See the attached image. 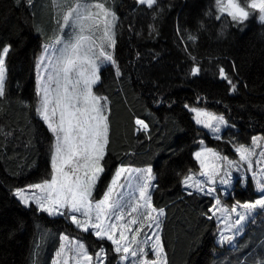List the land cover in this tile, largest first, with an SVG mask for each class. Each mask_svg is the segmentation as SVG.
<instances>
[{"label": "trees", "instance_id": "1", "mask_svg": "<svg viewBox=\"0 0 264 264\" xmlns=\"http://www.w3.org/2000/svg\"><path fill=\"white\" fill-rule=\"evenodd\" d=\"M98 1L101 0H88ZM70 2V0L68 1ZM54 0H0V49L6 58L0 97V264H53L62 237L81 241L105 264H119L111 242L79 229L69 218L26 206L14 192L51 179L55 138L38 115V59L59 32ZM216 0H106L116 15L115 64L94 87L106 97L109 143L94 199L106 193L120 166L152 167V206L163 209L161 237L167 264H264V209L257 208L237 243L218 240L215 193L192 191L184 180L199 171L204 140L234 158L235 148L264 136V23L217 18ZM193 37L194 39H190ZM200 72L193 74L194 68ZM223 68L236 90L221 78ZM187 105L222 115L220 138L197 126ZM147 130H140L136 120ZM254 184L233 186L226 204L254 202Z\"/></svg>", "mask_w": 264, "mask_h": 264}, {"label": "snow or ice", "instance_id": "2", "mask_svg": "<svg viewBox=\"0 0 264 264\" xmlns=\"http://www.w3.org/2000/svg\"><path fill=\"white\" fill-rule=\"evenodd\" d=\"M25 2L31 5L33 0H25ZM67 2L68 0H59V3ZM105 2L106 0H101V2L89 5L81 3L80 0H75V6L73 7L69 3L68 9L63 15L62 27L78 29V34L75 36L74 42H70L71 38L66 42L62 36L55 38L53 44L61 45L63 43V47L59 50L58 56L48 60V66L52 72L48 75L47 80L41 77V87L37 93L40 96V101L36 111L46 122L55 138L54 153L51 158V179L29 186V189L38 190L40 195L34 191L29 194V189H18L15 195L25 205H28L30 200H34L39 210L49 215H66V212L62 210L72 213L69 217L72 223L85 232L92 229L97 237L111 241L115 245V252L121 253L123 260H128L131 256L133 258L140 257L134 264H167L166 254L159 236L151 246L155 258H149V253L143 247L132 248V244L136 241L134 237L130 239L128 233L132 231V225L139 224L140 226L136 229V235H139L145 226L141 220L132 217L127 223H120L125 219L126 214L131 216L132 213L138 212L141 208L145 209L142 213L144 220L156 221L159 216L163 215V209L158 210L152 206L149 190L153 186L152 181L155 180V176L152 174L151 168L144 170L142 182L138 186L139 198L133 202L129 212H125L126 205L119 198L120 194L116 193L117 183L121 175L130 172L129 169L119 168L102 199L97 201L92 199L96 183L105 170L102 161H104L109 143V122L105 106L107 98L95 95L93 92V85L100 79L97 59L103 58V60L115 64L112 54L104 49L105 42L108 43L109 47L115 46L112 23L108 17L111 15L112 20L116 18L115 14L106 8ZM156 2L157 0H138L139 4L146 5L148 8H152ZM216 2L219 12L226 13L233 21L243 23L250 15H254L261 23H264V0H216ZM93 8L96 11H92ZM86 21L91 23L86 25ZM101 24H103V33L99 38L101 43L97 56L95 51L96 40L91 35H84V32H91L93 28H99ZM189 38L194 39L193 37ZM50 47L53 45L45 46L46 53ZM9 51L10 46L0 49V97L5 96L8 71L6 58ZM44 62V58H41L40 63L44 64ZM199 72V67L194 68L193 74ZM219 72L221 78L231 86V90L235 91L236 86L224 69L221 68ZM191 111L196 114L197 123L212 128L215 132H219L220 128L219 126L213 127L212 121L226 124L222 116L217 117L212 113L196 108L191 109ZM135 122L145 130L148 127L143 120L137 119ZM260 139L253 137L252 144L259 146ZM236 151L239 153L240 161L246 162L248 168L251 169L253 165L251 157L257 153L244 145H239ZM206 154H210L215 160L222 158L219 153L212 152L210 149L195 154L196 159L200 161L201 167L204 169L200 174L207 176L214 183L219 165L214 162L207 163ZM260 156L264 157V152H261ZM202 157L204 158L202 159ZM260 162L257 161V163ZM231 163L229 161V164ZM257 175L264 177V169H261L260 173H253L254 178ZM191 180L193 177L188 176L184 180V184L188 187H195L198 191L204 190L199 181L190 184L189 181ZM221 182L228 183L226 180ZM257 184H259L260 191L264 193V180H257ZM121 187L123 186L121 185ZM213 191L215 190L209 189V192ZM114 195L117 196V199L113 198ZM216 204H220L219 199L216 200ZM237 206L244 209L246 213L257 208L264 209V197ZM231 211L236 212L237 208L233 207ZM75 213H81L84 219H78ZM237 216L238 219L234 226L240 225L245 220L244 213L238 212ZM112 218L115 222H112ZM117 233H119L118 237ZM63 239L68 241L69 237L64 236ZM231 239V236H224L221 242L231 241ZM75 255L77 257L76 264H92L93 256L87 253L83 244L77 243ZM103 255L104 253L101 251L97 254V258ZM62 256L64 257L63 264H68L69 258L65 254L64 245L57 252L58 258ZM57 264H61L59 259Z\"/></svg>", "mask_w": 264, "mask_h": 264}, {"label": "rangeland", "instance_id": "3", "mask_svg": "<svg viewBox=\"0 0 264 264\" xmlns=\"http://www.w3.org/2000/svg\"><path fill=\"white\" fill-rule=\"evenodd\" d=\"M80 2L92 5V4L97 3L98 1H92L91 2L88 0H80ZM69 3H71L73 7L75 6V0H70V2H67V3H59V0H57V2L54 3L56 6V10L58 11V16H59L57 18L58 23H59V32H58L57 36L64 37V40L66 42H68L69 38H71L70 42H74L75 36L78 34V29L73 30L71 27H68V28L62 27L63 15L67 11ZM106 8H108L111 13H114V11L110 7L106 6ZM91 10L96 11V9H94V8ZM216 11H217V17H219L218 19L226 18V17L231 18L226 13H220L218 5L216 6ZM253 16L254 15H250L248 19H250ZM115 17H116V15H115ZM108 20L111 21V23H112V32L114 34L113 39L115 40L116 18H115V20H112V16L110 15L108 17ZM257 20H258V18H257ZM235 22H237V21H235ZM90 23H91L90 21L85 22L86 25H88ZM102 33H103V24H101L99 28H93L91 32H89V31L84 32V35H91L93 37V39L96 40L95 51H96L97 56L99 54V45L101 43L99 38L102 36ZM54 40H55V38H54ZM54 40L50 44H48V45H53V47L48 48L47 53L45 52V48H44L43 52L41 53V55L38 59V64H37V85H38V89L41 87V83H40L41 77H43L45 80H47L48 75L52 72V69L48 66V60L54 59L55 56H58L59 50L63 47V43L61 45H54L53 44ZM104 49L106 52H109L113 56L114 47H109L108 43L105 42L104 43ZM41 58H44V61H45L44 64L40 63ZM113 59H114V57H113ZM97 64L99 65V73H98L99 75H100V70L103 67H105L107 65H113L111 62L103 60V58L97 59ZM46 68H47V71H45ZM96 84L93 85V92L95 95H97L94 91V87L96 86ZM193 108L200 109V110L208 112V113H212L217 117H220L222 115L217 114L213 111H210L206 108L187 105V109L193 114V119H194L195 123L197 124V126L204 129L211 137L220 138L222 132L228 126L226 119L222 116L224 118V120L226 121V124H219L217 121H212L213 127L219 126V128H220L219 132H215V131H213L212 128H207L203 124H199L196 122V118H195L196 114L193 111H191V109H193ZM202 119H204V117H202ZM138 127L140 128V130H145V129L141 128V126H139V125H138ZM255 137L261 138L259 141V146L253 145L252 142L250 145L246 146V147L251 148L254 152L257 153V155L251 157V159L253 161V165H252L251 169L248 168V165L246 162L240 161L239 153L236 151V149L238 147L237 146L235 148L236 155L234 158L230 157L229 155H224V154L219 153V155L222 159L215 160V158L212 157L210 154H206L207 155V161H206L207 163H213L214 162L217 165H219V171H218V174H216V176H215V182L214 183L211 180H209L207 176H202L200 174L202 171H204V169L201 167V163L197 159L196 160L199 164V171L191 173L189 175V176L193 177V180L189 181L190 184H195L196 181H199L201 183V187L204 189L203 191H200V192H206L208 194L215 193L216 200L219 199V201H220V204L219 205L216 204L214 209H213V215L216 217V219L219 222L218 240H220V242L222 241V237H224V236H231L232 237L231 241H229V242H232L233 240H235V238L240 233H241L240 234V237H241L245 233L244 231L246 230V227L249 226V219L252 217L253 213L256 210L255 209V210L251 211L250 213H246L244 209L237 206L238 204H243V203H239L237 201L233 202L230 205L225 203V199L230 196L232 189H233V186H235L236 184H239L240 186L245 188L249 184V181H252L254 184V189L256 190V192L259 194H262L264 197V193H262L260 191L259 184H257V180H264V177H262L260 175H257L255 178L253 177V173H260V170L264 169V157L260 156V153L264 152V136L259 135V136H255ZM206 149H210V150H212V152L218 153L214 149L207 147L205 141L201 140L200 141V150H198L197 152L203 153V152H205ZM195 158H196V156H195ZM203 158L204 157H202V159ZM223 158H226V159H223ZM229 161H231L232 163L229 164ZM257 161H261V162L257 163ZM121 167L130 170V172H126V173L121 175V177L117 183V187H116V193L120 194L119 198H121L122 202L126 205L125 212L127 213L130 211L133 202L139 198L138 186H139V183L142 182V176H143L144 170H146L148 168L152 169V167L135 168V167H128V166H126V167L120 166L119 168H121ZM102 174L100 175V177L102 176ZM152 174L154 175L153 169H152ZM114 178H115V175H114L113 179ZM225 180L228 181V183H222L221 182V181H225ZM98 181L96 183L95 189H94L93 194H92L93 201H97L96 199H94V194H95V190H96ZM154 181L155 180L152 181L153 186H154ZM121 185L123 187H121ZM110 186H111V183H110ZM153 186L149 190L150 195L152 193ZM185 187L187 189L192 190V191H198L195 187H188L187 185H185ZM26 189H29V187ZM209 189H214L215 191L209 192ZM33 191L37 195H40L38 190H33V189H29V194ZM15 192H14V194H15ZM16 198L21 201V199L19 197L16 196ZM113 198L117 199V196L114 195ZM141 203H143V202L141 201ZM29 205H34V206L38 207L35 204L34 200H30L29 204L26 206H29ZM233 207L237 208L236 212L231 211V209ZM62 211L67 212V210H62ZM144 211H145V209L141 208V209H139L138 212L132 213L131 216H128L126 214L125 219L120 221V223L121 224L127 223L132 217H136L139 220H141L145 226L143 227V230L140 231L139 235H136V229L140 226L139 224L132 225L131 226L132 231L128 233L130 239L132 237H134L135 241H136V243L132 244V248L138 249L139 247H143L145 249V251L149 253V258H155L153 255V251H152L151 246L155 243L157 236H159V238L162 242L161 228H162L163 215L159 216L158 220H156V221H148V220L143 219L142 213H144ZM238 212L245 214V220L242 221L240 225L234 226L235 221L238 219V216H237ZM68 214H69V216L72 215V213H68ZM75 215L77 216L78 219H81V220L84 219V217L82 216L81 213H75ZM153 215H156V214L153 213ZM52 216H58V215H52ZM112 222H115L114 218H112ZM245 223H246V226H245ZM148 225H150V226H148ZM79 229H81V228H79ZM89 231H91L94 234V230L89 229ZM118 236H119V233H117V237ZM63 237H62L61 246L62 245L65 246V254L69 258L68 264H76L77 257L75 255V246L77 245V243H79V244H83V243L77 239H71V238H69L68 241H65L63 239ZM95 237L97 239H101V238L97 237L96 235H95ZM104 239L107 240L106 238H104ZM107 241H109V240H107ZM109 242H111V241H109ZM221 243L225 244V241H223ZM61 246H60V248H61ZM113 246L115 249V245H113ZM84 248L89 255L93 256L92 264H105L106 263V255H105L103 250H101V251H103L104 255L97 258V254H99L101 251H98L96 254H91L87 250V247L85 245H84ZM117 254L119 256V264H134V262L140 258V257L133 258V257L129 256L128 260H123L121 258L122 254L121 253H117ZM58 259L60 260L61 264H63L64 257L62 256V257L58 258L57 253H56L55 258L53 260V264H57Z\"/></svg>", "mask_w": 264, "mask_h": 264}, {"label": "crops", "instance_id": "4", "mask_svg": "<svg viewBox=\"0 0 264 264\" xmlns=\"http://www.w3.org/2000/svg\"><path fill=\"white\" fill-rule=\"evenodd\" d=\"M190 190V189H189ZM216 205V204H215ZM215 207V206H214ZM214 209V208H213ZM212 213H213V210H212ZM214 216V215H213ZM215 217V216H214ZM216 218V217H215ZM217 220V219H216ZM218 221V220H217ZM219 223V222H218ZM247 223V222H246ZM246 223H245V226H246ZM243 232V231H242ZM241 234V233H240ZM240 234L235 238V240H233L232 242H227V241H225V243L227 242V244L229 243V244H232V245H234V244H236L237 243V240H238V238L240 237ZM220 241V240H219Z\"/></svg>", "mask_w": 264, "mask_h": 264}]
</instances>
